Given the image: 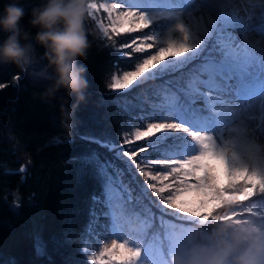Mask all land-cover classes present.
I'll use <instances>...</instances> for the list:
<instances>
[{
	"label": "snow or ice",
	"instance_id": "snow-or-ice-1",
	"mask_svg": "<svg viewBox=\"0 0 264 264\" xmlns=\"http://www.w3.org/2000/svg\"><path fill=\"white\" fill-rule=\"evenodd\" d=\"M101 10L107 14V23L97 19L103 35L111 41L141 33L121 47L131 49L126 57L144 54L135 70L113 76L110 88L128 89L138 78L177 72L183 86L163 81L147 115L156 122L134 131L135 141L147 144L139 152L161 151L163 143L164 158L145 155L138 162L137 151L122 153L159 198V224L150 209L142 214L127 206L131 194L122 184L115 195L106 190L105 242L88 255L92 242L85 241L89 264H264V144L254 134H264V41L249 35L255 31L264 38V0L86 4L90 17ZM253 19L260 23L253 25ZM150 165L164 170L153 173L146 170ZM93 217L89 236L99 223L95 211ZM36 250L44 254L39 241Z\"/></svg>",
	"mask_w": 264,
	"mask_h": 264
},
{
	"label": "trees",
	"instance_id": "trees-1",
	"mask_svg": "<svg viewBox=\"0 0 264 264\" xmlns=\"http://www.w3.org/2000/svg\"><path fill=\"white\" fill-rule=\"evenodd\" d=\"M13 2L25 9L20 23L30 34L34 60L23 70L11 63H0V84H4L0 88V264H89L82 249L94 219L93 211L99 220L93 225L95 229L103 222L109 224L101 215L107 210L106 190L115 195L122 184L131 194L127 206L142 214L150 209L159 224V198L155 203L150 201L145 188L133 179L130 162L118 155L117 148L144 125L163 81H172L173 87L183 86L181 73L156 80L138 78L128 89L110 88L113 76L134 69L137 58L144 55L126 57L123 53L131 49L121 47L141 33L121 34L110 41L97 24V19L107 23V14L101 10L90 17L85 12L89 47L85 57L77 60L86 69L85 98L78 100L63 88L52 97H43L54 83L55 72L45 56L46 49L35 40L39 28L33 27L30 20L31 10L47 0H0V13L5 4ZM91 2L101 0H86V4ZM7 35L0 31V43ZM41 70H46L48 78L37 76ZM142 115L144 119H140ZM140 146L147 148L146 142ZM141 147L136 150V159L139 155L164 158L163 143L161 151L139 152ZM148 169L162 170L159 165ZM122 194L127 199V193ZM38 241L43 255L37 253Z\"/></svg>",
	"mask_w": 264,
	"mask_h": 264
},
{
	"label": "clouds",
	"instance_id": "clouds-1",
	"mask_svg": "<svg viewBox=\"0 0 264 264\" xmlns=\"http://www.w3.org/2000/svg\"><path fill=\"white\" fill-rule=\"evenodd\" d=\"M85 12L86 0H47L43 6L31 10L30 24L39 28L35 40L46 49L45 56L55 72L54 83L43 97H52L63 88L78 100L85 98L86 69L77 63L89 47L84 29ZM24 16V7L15 2L5 4L0 13V31L8 34L0 43V63H11L22 70L34 59L30 34L20 23ZM37 76L48 78L46 70L39 71Z\"/></svg>",
	"mask_w": 264,
	"mask_h": 264
},
{
	"label": "rangeland",
	"instance_id": "rangeland-1",
	"mask_svg": "<svg viewBox=\"0 0 264 264\" xmlns=\"http://www.w3.org/2000/svg\"><path fill=\"white\" fill-rule=\"evenodd\" d=\"M104 2H108V1H106V0H101V3H104ZM111 2H118V1H117V0H110L108 3H111ZM251 23H252L253 25H257V24L260 23V21H259L258 19H253ZM236 35H237L238 38H239L240 33H236ZM249 35H250V38H251L252 40H256V41H264V38H262V37L259 35V33L255 32V31L251 32ZM262 46H264V44H262ZM33 60H34V59H33ZM133 70H135V68H134V69H128V70H126V71H133ZM122 74H123V72H122L121 74H119L118 76H122ZM141 78H143V77H141ZM200 104H201V102H200V101H197V105H196V106H200ZM150 122H156V121H155V120H151V119H147L146 122L144 123V125H143V126H140V127H138V128H140L141 130H144V129L146 128L147 123H150ZM255 128H256V124H255V122H250V131H254ZM134 131H135V130H134ZM254 134H255V139H256V141H257L258 143H260V144H264V134L260 133L259 131H255ZM182 135H184V134H182ZM12 140H13L14 144H15L16 146H18V142H17V140H15L14 138H12ZM129 141H132V143H130V144H125L123 147L117 148V153L120 154L119 156L123 157V156H122V153H123L124 151H128V150H135V151H136L139 147H141L140 144L145 143V141H143V140H142V141H135V138H134V132H133V136L129 139ZM140 157H143V155H139L138 158H140ZM124 158H127V157H124ZM127 159H128V158H127ZM137 160H138V162H139V159H137ZM129 162H130V161H129ZM210 163H214V162H213V161H210ZM129 170H130V172H131V174H132V177H133V179L135 180V182L137 181L136 184H137L138 186H140V187H144V188H145V190H144V191H145V195H146L147 197H149L150 201L153 202V203L157 202V198H156L155 195L152 194V190H151V189H148V188L146 187V185H145V183H144L145 178H143L142 183H140L139 180L137 179L138 175H141V174L139 173L138 170H136L135 166H134V165H131V164L129 163ZM146 170H150V171H152L153 173H155L156 171H163L164 169H162V170L146 169ZM170 179H171V178H170ZM188 198H191V197H188ZM169 211H171V210H169ZM105 218H106V217H105ZM99 225H100V227L98 226L97 229H95V232H94L91 236H88V238H87V240H90V241L92 242V243H91V247L89 248V251H88V255H93V254H95V253H98L99 248H100V247L102 246V244L105 242V241H104V235L106 234L105 225H107V224L103 222L102 224H99ZM97 234H100V243H99V244H97V243L95 242V240H96V235H97ZM108 242L110 243V241H108Z\"/></svg>",
	"mask_w": 264,
	"mask_h": 264
},
{
	"label": "bare ground",
	"instance_id": "bare-ground-1",
	"mask_svg": "<svg viewBox=\"0 0 264 264\" xmlns=\"http://www.w3.org/2000/svg\"><path fill=\"white\" fill-rule=\"evenodd\" d=\"M19 156H20V155H19ZM23 162H24V161H23ZM22 166H23V165H22ZM143 178H144V176H142V175H138V177H137V179L139 180L140 183H142Z\"/></svg>",
	"mask_w": 264,
	"mask_h": 264
},
{
	"label": "water",
	"instance_id": "water-1",
	"mask_svg": "<svg viewBox=\"0 0 264 264\" xmlns=\"http://www.w3.org/2000/svg\"><path fill=\"white\" fill-rule=\"evenodd\" d=\"M22 167V166H21Z\"/></svg>",
	"mask_w": 264,
	"mask_h": 264
}]
</instances>
